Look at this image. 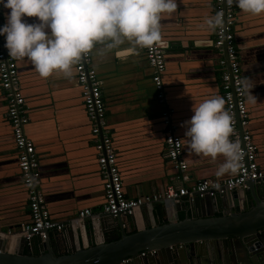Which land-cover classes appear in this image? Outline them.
Segmentation results:
<instances>
[{"label":"crops","instance_id":"0c3cea01","mask_svg":"<svg viewBox=\"0 0 264 264\" xmlns=\"http://www.w3.org/2000/svg\"><path fill=\"white\" fill-rule=\"evenodd\" d=\"M172 14L160 21L165 41V71L162 76L164 102L158 103L151 80L152 69L143 49L137 55L120 60L114 55L98 58L91 55V66L97 74L106 116V130L116 151L117 165L127 198L163 191L168 185H180L179 173L164 152V129L161 112L171 110L175 133L182 142L183 159L187 162L188 181L192 185L202 178L216 176L224 157L215 160L197 155L188 147L183 122L192 115V104L212 95L222 96L221 74L227 70L223 50L214 44V32L207 33L199 25L214 14L213 0H176ZM3 8L1 25L5 23ZM234 39L242 77L250 78L255 103L247 102L248 123L257 150V161L264 169V13L241 12L235 4ZM27 22L35 17H25ZM19 86L28 117L25 134L35 146L40 172V191L53 220L67 222L63 248L87 247L102 240L98 217L103 213V180L94 147L75 69L71 78L53 73L39 76L27 59L17 60ZM6 103L0 88V241L7 251L28 250L18 233L19 225L30 219L26 190L17 164ZM242 195L243 189H238ZM186 199V198H185ZM151 202L140 206L131 216V227L183 218L179 201ZM180 202L179 204H181ZM89 208L91 214L78 217V211ZM8 230L11 234H8ZM57 235L52 232V239ZM42 249V241L32 243V252ZM263 255L259 256L258 262Z\"/></svg>","mask_w":264,"mask_h":264},{"label":"clouds","instance_id":"9594fccd","mask_svg":"<svg viewBox=\"0 0 264 264\" xmlns=\"http://www.w3.org/2000/svg\"><path fill=\"white\" fill-rule=\"evenodd\" d=\"M237 8L251 15L264 13V0H234ZM5 23L0 36L8 55L27 59L39 76L53 73L73 76L82 57L95 53L98 58L114 55L120 60L137 55L141 49L164 47L160 21L172 14L176 0H0ZM25 17H35L27 22ZM219 12L203 18L199 27L213 33L222 25ZM254 84L244 77L240 82L247 102L255 103ZM225 98L212 95L192 104V115L183 122L187 147L195 154L224 160L216 176L235 174L243 153L234 133L233 118L225 108ZM31 183V178H29Z\"/></svg>","mask_w":264,"mask_h":264},{"label":"built area","instance_id":"2783aa9c","mask_svg":"<svg viewBox=\"0 0 264 264\" xmlns=\"http://www.w3.org/2000/svg\"><path fill=\"white\" fill-rule=\"evenodd\" d=\"M214 14L222 16L221 27L214 32L215 46L223 50L225 47L226 60L229 70L221 74L222 97L225 98V108L233 118L234 133L230 139L238 140L243 153L241 167L235 174L223 179L202 178L192 185L186 186L188 181L187 162L183 159L182 142L175 133L171 121V110L166 108L161 112L164 129V152L167 160L179 173L180 185H168L163 191L146 194L137 198H127L123 191L122 179L117 165L116 151L112 145L110 135L106 130L105 106L102 91L98 83L97 74L91 66V55L82 57L78 65L74 66L76 79L80 88L90 130L94 136V147L97 152L98 169L103 180V202L101 211L116 215L125 213L133 215L140 206L151 202L177 201L179 197H192L195 193L200 196H215L245 187L248 180L264 179V169L257 161V150L250 131L246 128L248 113L245 95L241 91V68L238 60L235 39V3L234 0H213ZM3 7L0 6V25ZM5 39L0 36V88L6 103V117L10 124L11 136L18 152V168L24 188L30 219L19 225L18 233L23 238L28 251L35 240H44L49 232H58L63 223L53 220L45 206L40 191V172L37 154L33 141L26 136L25 126L28 117L24 107V97L20 90L16 61L8 55L4 46ZM144 55L151 67V80L156 92L158 103L164 102L162 76L165 71L164 51L157 46L143 49ZM31 178V183H29ZM91 214L89 208L78 211V217ZM8 234L11 231L8 230ZM154 251H151L153 253ZM145 255V252H141ZM256 264H264V255Z\"/></svg>","mask_w":264,"mask_h":264},{"label":"water","instance_id":"95a60500","mask_svg":"<svg viewBox=\"0 0 264 264\" xmlns=\"http://www.w3.org/2000/svg\"><path fill=\"white\" fill-rule=\"evenodd\" d=\"M242 189V195L235 189L179 197L183 218L141 229H133L125 213L103 212L102 240L87 247L63 248L67 222L53 239L49 232L37 252L7 251L0 241V264H256L264 255V179L248 180Z\"/></svg>","mask_w":264,"mask_h":264}]
</instances>
